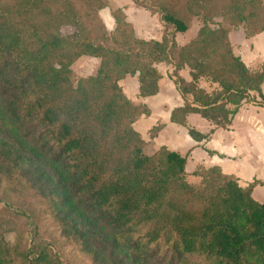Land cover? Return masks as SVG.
<instances>
[{
    "label": "trees",
    "instance_id": "1",
    "mask_svg": "<svg viewBox=\"0 0 264 264\" xmlns=\"http://www.w3.org/2000/svg\"><path fill=\"white\" fill-rule=\"evenodd\" d=\"M132 1L158 16L161 41L137 38L110 0H0V264H70L42 234L47 221L92 264H264L255 184L200 167L195 186L187 157L166 147L148 155L134 125L151 111L120 85L138 76L140 96H156L157 65L167 64L184 100L171 122L198 143L214 130L189 127L191 114L229 129L244 103L264 108V62L251 70L229 38L240 26L246 39L264 33V0ZM194 19L203 26L179 45ZM82 57L100 60L94 76L73 72ZM204 80L218 88L208 92Z\"/></svg>",
    "mask_w": 264,
    "mask_h": 264
},
{
    "label": "crops",
    "instance_id": "2",
    "mask_svg": "<svg viewBox=\"0 0 264 264\" xmlns=\"http://www.w3.org/2000/svg\"><path fill=\"white\" fill-rule=\"evenodd\" d=\"M116 3L124 10L128 22L133 24L137 38L145 41L162 40L163 28L157 16L137 7L133 1L127 4ZM108 9L111 13V9L106 10ZM109 16L113 21L108 19V23L105 24L107 29L109 24L114 31L115 20L111 14ZM194 31L193 25L188 32L179 33L177 43L181 46L189 43L197 35L196 32L193 33ZM263 37L264 34L249 40L245 36L242 37L251 45L254 55L259 57L258 65L253 67L256 69L264 62V50L258 44V40ZM99 67V59L82 57L72 66V70L77 72L79 77H89L94 76ZM157 69L163 77L159 82V93L156 96L148 98L140 96L138 76H127L120 82L123 91L132 102L146 105L151 111L150 116L141 117L134 125L135 130L147 143L146 153L154 155L162 147H166L171 152L187 157L186 171L189 177H192L200 167L207 169L219 167L225 174L237 177L243 188L255 184L252 196L257 202L264 203V108L254 103H244L229 129H216L199 115L191 114L188 117L189 127L203 134L214 130L208 140L198 143L189 136L186 128L171 122L172 111L184 105V100L170 77L173 68L167 64H159ZM81 71L85 73L82 74ZM181 75L185 80H191L189 69L182 71ZM203 83L204 81H201L202 88L209 91ZM262 90L264 92V85ZM252 95L258 97L255 93ZM158 126H162L160 132L151 138L150 131Z\"/></svg>",
    "mask_w": 264,
    "mask_h": 264
},
{
    "label": "rangeland",
    "instance_id": "3",
    "mask_svg": "<svg viewBox=\"0 0 264 264\" xmlns=\"http://www.w3.org/2000/svg\"><path fill=\"white\" fill-rule=\"evenodd\" d=\"M112 1H113V4L119 6L116 2H119L120 4H127V3L131 2L132 0H112ZM109 12H110L109 9L101 12V17L103 18V21L105 23H108L107 22L108 18H106V15L108 17H110L109 14H111V13H109ZM157 18H158V16H157ZM216 21L219 24H221L223 22V20L221 18L216 19ZM193 25L195 27V31L193 33L195 34V32H196L198 34L199 30L203 26V23L198 19H194L192 27H193ZM108 29H109V31H112V28H111V26H109V24H108ZM71 32H72L71 28H67V27L63 28L64 34H70ZM230 34H231V38H230V35H229V38H230V41L232 43V47H233L235 54L238 57H240L251 70H258L259 66L262 63L258 66L257 69L253 68V67H256L258 65L259 57H258V55H254V53H253L254 50L251 47V45L246 43L245 38H242L245 36L244 26H240L239 28L233 29ZM247 40H249V39H247ZM258 44L260 45V48L262 50H264V37L261 38L260 40H258ZM73 72L78 76L77 72H75V71H73ZM80 73L83 74L85 72L81 71ZM83 78H85V77H83ZM203 85H204V87H207L209 89V91L208 90L207 91L210 93L218 88L217 85L211 84L210 82H207L205 80H204ZM187 179H188L189 183H191L192 185H195V186H197L201 183V179L199 177L194 176V175L192 177L188 176ZM41 231L47 240L51 239V237H55L57 239V241L59 242V248L61 249V252H62V256L64 257L66 262H69L70 264H92L90 262V260L87 259L86 256H84L83 254L80 253L79 250H77L73 247L67 246L64 234L60 231V229L57 226H55L54 224L52 225L51 221L45 222L44 226L41 228ZM6 238H7L8 242H10L11 244H14V242L16 240V236L14 233H10V234L6 235ZM26 241L30 243V241H31L30 236H29V238H28V236H26ZM192 261H196V259H192Z\"/></svg>",
    "mask_w": 264,
    "mask_h": 264
},
{
    "label": "bare ground",
    "instance_id": "4",
    "mask_svg": "<svg viewBox=\"0 0 264 264\" xmlns=\"http://www.w3.org/2000/svg\"><path fill=\"white\" fill-rule=\"evenodd\" d=\"M106 18H108V19H110V21H112V19L110 17H108L107 15H106Z\"/></svg>",
    "mask_w": 264,
    "mask_h": 264
}]
</instances>
